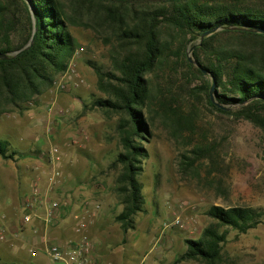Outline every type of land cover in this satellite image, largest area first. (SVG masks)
<instances>
[{"label": "trees", "instance_id": "trees-1", "mask_svg": "<svg viewBox=\"0 0 264 264\" xmlns=\"http://www.w3.org/2000/svg\"><path fill=\"white\" fill-rule=\"evenodd\" d=\"M30 11L37 21L31 46L0 58V116L23 114L65 74L82 49L72 28L92 32L106 48L108 69L94 68L102 97L91 106L116 119L118 152L106 169L113 174L115 205L121 206L114 221L126 235L135 229V216L145 212L140 177L159 119L177 151L179 171L226 201L209 207L199 237L184 241L186 250L175 263L234 264L225 250L229 231L246 234L262 223L264 211L230 203L217 153L224 140L196 138L197 110L186 114L171 102H177L176 88H186L210 113L258 129L264 147V0H0V55L28 43ZM9 147L0 139L1 159L25 158Z\"/></svg>", "mask_w": 264, "mask_h": 264}, {"label": "rangeland", "instance_id": "rangeland-1", "mask_svg": "<svg viewBox=\"0 0 264 264\" xmlns=\"http://www.w3.org/2000/svg\"><path fill=\"white\" fill-rule=\"evenodd\" d=\"M71 31L82 46L75 58V69L78 73L80 71L84 81L72 86L68 93L48 89L34 103L29 104L23 114L0 116V139L9 142V150L17 151L18 155L32 152L42 163L43 170L47 171L45 169L51 164L47 155H50L52 146H58L61 158L63 156L62 145H57L49 138L57 133L56 129L58 130L55 119L62 120L65 132L79 136V140L72 135L64 139L63 143H67L64 154L70 161L78 162L77 176L85 172L93 174L89 186L86 184L84 187L91 188L85 202H97L100 206L98 212L111 214L110 221L106 223L108 229L101 238L107 246H112L113 254L108 253L110 256L104 264H196L175 263V260L185 252L186 239L199 237L203 226L208 222L205 213L209 207L224 205L226 201L217 198L214 190L204 183L179 171L177 151L166 139L165 128L157 119L152 127L154 137L147 145L149 157L144 161V172L140 177L145 212L135 216V229L128 231V234L124 235L116 228V212L112 211L116 202L111 191L113 174L106 172L108 164L118 152V141L114 132L116 119H106L98 108L91 106L94 99L102 97L95 88L94 68L108 69L107 52L92 32L81 28H72ZM174 92L178 93L174 99L177 102L173 101L171 104L179 105L181 112L188 114L190 108L197 110L196 138L204 135L209 141L224 140L218 146L217 153L218 162L224 167L223 179L229 189L230 203L264 211V147L260 142L259 130L247 121L234 122L226 115L210 113L205 104L186 91V88H176ZM60 95L69 96L65 106L58 105ZM50 105H53L55 111L62 110V113L49 114ZM237 108L228 107L232 111ZM27 113L41 118L39 122L45 123V133L48 137L44 132H34L30 129ZM75 123L76 125H73ZM36 146L38 148L35 150ZM28 147L34 150L30 151ZM27 156H15V160L0 158V237H4L0 238V263H32L28 249L31 248L33 240L21 239L19 235L12 236L14 233L10 232V221L13 220L14 226L24 232L20 222L23 215L22 201L30 192L31 184L37 183L43 191H48L51 197L55 188L60 185L61 178L56 186L49 185V177L53 171L50 175L40 177L28 175L26 171L34 169L33 166L38 162ZM85 159L92 161L94 166L88 168ZM39 169L42 170L41 166ZM72 183L71 180L70 185L74 186ZM94 189L101 190L97 192L98 197L90 196ZM70 193L73 191L66 194ZM60 197L62 195L55 199L61 200ZM177 218L181 227L171 228L162 234L163 223ZM156 235L159 237L158 249L153 242L158 240ZM35 241H38V238ZM225 250L234 259V264H264V215L262 223L246 234L237 235L235 231H229ZM44 257L42 262H47ZM37 258L41 260L40 257Z\"/></svg>", "mask_w": 264, "mask_h": 264}, {"label": "built area", "instance_id": "built-area-1", "mask_svg": "<svg viewBox=\"0 0 264 264\" xmlns=\"http://www.w3.org/2000/svg\"><path fill=\"white\" fill-rule=\"evenodd\" d=\"M76 51L71 59L67 71L63 76L56 80L51 87L55 92L68 93L72 86L71 77L76 74L75 61ZM78 78V76H77ZM79 79V78H78ZM49 114H61L62 110L55 111L53 105L48 107ZM49 132V131H47ZM47 157L54 163L55 169L49 177V185L53 187L59 183L61 178L62 158L60 148L52 146ZM67 204L59 199H53L48 191H43L37 183L31 184L30 192L22 201V224L26 225L33 220L40 222L45 229L56 228L60 222L67 217ZM81 211L73 215V224L71 227L73 239L65 243H51L48 240L46 231H34V237L38 241L31 243L28 249L31 257L38 251L48 260V264H98L93 253V242L89 238L86 230L90 226V219L96 215L100 209L97 202H85L81 206ZM181 227L180 220L173 219L163 223L161 233H165L171 228ZM1 239L4 237L1 236ZM38 249V251H36Z\"/></svg>", "mask_w": 264, "mask_h": 264}, {"label": "crops", "instance_id": "crops-1", "mask_svg": "<svg viewBox=\"0 0 264 264\" xmlns=\"http://www.w3.org/2000/svg\"><path fill=\"white\" fill-rule=\"evenodd\" d=\"M74 61H75V59H74ZM77 76L79 79L77 78ZM83 81H84V79L82 78V74L80 73V71H79V73L76 71V74L71 77V82L74 83L73 84L74 86H77L78 83H82ZM68 99H69V96H65V95L61 96L60 95V97L58 99V105L65 106L68 102ZM27 116L30 118V124H29L31 126L30 129H32L34 132H44V133L46 132L45 123L42 124L39 122V121H41L40 117L34 116L33 113H27ZM55 120H56L55 125L57 126L58 130L56 129L57 133L54 135H51L52 133H50L51 136L49 138L51 139V141H54L55 143H57V145H59V146L62 145L63 156H62V165H61L62 175H61L60 185L55 188V191L52 194V197H54V199H55V197L59 198V196L62 195V197H60V199L61 200L63 199V202H65L67 204V207H66L67 217L62 220L63 222L61 221L62 223L60 222V225L57 228H49V229H45L44 226L40 222L33 220L30 223L23 225V230H24L23 233L18 228V226H14V221L11 220L10 224L12 225L11 226L12 231H10V232L14 233V235H12V236L19 235L21 237V239H24V238L25 239H32L34 242V240L37 238V237H34V235H33L34 231H39V232L46 231L49 242L60 244V243H65V242H67L70 239H73L75 237L72 234V230H71V227L73 224V215L75 213H79L82 209L81 206L85 202V200L88 196L89 190H91V188L86 189L84 187H86L85 186L86 184H87V187L89 186L88 183H89V180L93 174L89 175L87 172H85L83 175L77 176L78 172H76V169H77L78 162L77 161H75V162L70 161V158H68L67 155H66L67 158L65 157V154H64L65 151L64 150H65V146H66L65 144H67V143L66 142L63 143V141L66 137H69L71 135L76 140H79V136H77L76 133L72 134L69 131L65 132L66 129L63 128L64 126L62 127V120H60V119H55ZM73 125H76V123ZM64 129H65V131H64ZM45 134L48 137V134L47 133H45ZM39 145H40V143L38 142V146ZM36 148H38V147L36 146L34 149L36 150ZM28 149H29V147H28ZM34 149H29V150L33 151ZM15 152H17V151H15ZM21 154L22 155H28L27 157H29L31 159H35V161L38 162V163H35V166H33L34 169H32V170L29 169V171H26V172H28V175L32 174L33 176L37 175L38 177L44 176L46 174L50 175V173L56 168L54 163L51 161V164L48 166V169H45L47 171H44L42 163L40 162L39 159H37V157H34L35 155L32 152H26V153H21ZM85 163L87 164L88 168L94 166L92 161H89L88 159H85ZM40 166H41L42 170L39 169ZM27 168H29V167H27ZM71 180L73 181L72 184L74 186L70 185ZM71 190L73 191V193L66 194L68 191H71ZM94 190L91 191L94 193L93 194L91 193L90 196L98 197L99 194L97 192L98 191L100 192L101 190H98V189H97V191H96V189H94ZM24 192H25V190H23V193ZM65 196H67V197H65ZM103 204H104V202H103ZM112 211H115L116 212L115 215H117L121 211V206L114 205ZM110 217H111L110 213H105L104 211L98 212L96 215H94V217H92L90 219L91 224L86 230L89 238L93 242V253H94L95 259L98 261V264H104L105 261L108 260L107 257L110 256V255H108V253L113 254L112 246H110V245L107 246V244H105L101 238L103 233L106 232V230L108 229V227L106 228V223H108V221H110ZM21 220H22V218H21ZM21 220H20V222H22ZM115 226H116V228L119 229L118 224H115ZM127 234H128V232H127ZM158 235H156V236L158 237ZM8 239H9V237H8ZM157 239H158L157 241L155 240L153 242L156 244V248L158 249L157 243L159 242V237ZM150 242H152V240H150ZM154 243H152V244L154 245ZM41 256L44 257L43 252L37 253V255L34 258H32V257L30 258L32 263H26V264H48V262H42L44 260ZM37 257H40L41 260H38L39 258H37ZM35 258H36V260H35Z\"/></svg>", "mask_w": 264, "mask_h": 264}, {"label": "water", "instance_id": "water-1", "mask_svg": "<svg viewBox=\"0 0 264 264\" xmlns=\"http://www.w3.org/2000/svg\"><path fill=\"white\" fill-rule=\"evenodd\" d=\"M30 13H31V18H32V22H33V31H32V35H31L28 43L24 47L19 49L18 51H15V52H13L11 54H7V55H0L1 59H9L11 57H15V56L25 52L31 46V44L33 42V39L35 37V34H36V30H37V21H36V18H35V15H34L33 11H30ZM206 35L207 34L202 35L200 40L202 38H204ZM191 52H192V49L187 50V58H188L190 63H194V61H193V59L191 57ZM213 90H214V86L212 84L211 87H210V90H209V94H210V97H211L212 101H214L213 100ZM217 106L220 107L221 109H228V107H224V106H221V105H218V104H217Z\"/></svg>", "mask_w": 264, "mask_h": 264}]
</instances>
